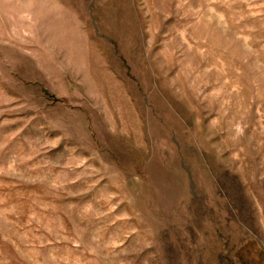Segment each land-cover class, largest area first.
I'll use <instances>...</instances> for the list:
<instances>
[{
	"label": "rangeland",
	"instance_id": "1",
	"mask_svg": "<svg viewBox=\"0 0 264 264\" xmlns=\"http://www.w3.org/2000/svg\"><path fill=\"white\" fill-rule=\"evenodd\" d=\"M0 264H264V0H0Z\"/></svg>",
	"mask_w": 264,
	"mask_h": 264
}]
</instances>
